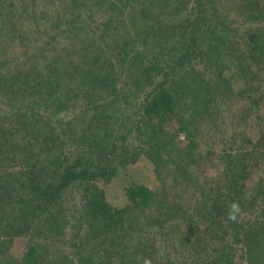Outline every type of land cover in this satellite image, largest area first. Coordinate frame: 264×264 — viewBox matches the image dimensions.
Instances as JSON below:
<instances>
[{
	"label": "trees",
	"instance_id": "trees-1",
	"mask_svg": "<svg viewBox=\"0 0 264 264\" xmlns=\"http://www.w3.org/2000/svg\"><path fill=\"white\" fill-rule=\"evenodd\" d=\"M167 182L176 232L138 215ZM31 233L20 264H264V0H0V264Z\"/></svg>",
	"mask_w": 264,
	"mask_h": 264
},
{
	"label": "rangeland",
	"instance_id": "rangeland-1",
	"mask_svg": "<svg viewBox=\"0 0 264 264\" xmlns=\"http://www.w3.org/2000/svg\"><path fill=\"white\" fill-rule=\"evenodd\" d=\"M40 28V27H38ZM19 53L24 55L26 52L23 49H19ZM207 132L205 130L200 138V147L203 151H209V146L207 145ZM182 140V139H180ZM208 174H213V170L210 169ZM207 174V175H208ZM258 174H252L248 180V186L252 188L258 181ZM178 187L174 185H169L168 182L165 183L162 190L157 196L156 202L150 208L145 210H139L138 215L143 219H155L160 220L165 224V229L169 232H176L178 230H183L186 228L184 221L179 216L178 212L174 209L171 198L177 193ZM36 237V236H35ZM33 234L23 235L15 237L12 243V247L9 253L6 255L4 264H20V261L26 251V247L29 244L36 245ZM43 238V237H42ZM42 238H38L42 240ZM32 239L34 241H32ZM51 261H58L63 254L60 250L48 246L45 248H39Z\"/></svg>",
	"mask_w": 264,
	"mask_h": 264
},
{
	"label": "clouds",
	"instance_id": "clouds-1",
	"mask_svg": "<svg viewBox=\"0 0 264 264\" xmlns=\"http://www.w3.org/2000/svg\"><path fill=\"white\" fill-rule=\"evenodd\" d=\"M243 210L240 207L239 202L233 201L228 205V211H227V216L226 220L233 222V223H239V218L242 215ZM159 255H163V253H159ZM137 264H152V260L147 257H143L142 255H138L136 257Z\"/></svg>",
	"mask_w": 264,
	"mask_h": 264
}]
</instances>
